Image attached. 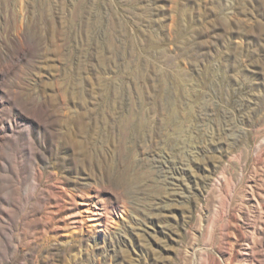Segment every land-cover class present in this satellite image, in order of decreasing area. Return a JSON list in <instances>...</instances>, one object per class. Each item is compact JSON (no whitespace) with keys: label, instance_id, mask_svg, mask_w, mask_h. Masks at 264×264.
Wrapping results in <instances>:
<instances>
[{"label":"rangeland","instance_id":"1","mask_svg":"<svg viewBox=\"0 0 264 264\" xmlns=\"http://www.w3.org/2000/svg\"><path fill=\"white\" fill-rule=\"evenodd\" d=\"M92 115L95 175L63 142ZM26 116L36 158L0 193V264H264V0H0V126ZM54 171L107 227L32 222Z\"/></svg>","mask_w":264,"mask_h":264},{"label":"bare ground","instance_id":"2","mask_svg":"<svg viewBox=\"0 0 264 264\" xmlns=\"http://www.w3.org/2000/svg\"><path fill=\"white\" fill-rule=\"evenodd\" d=\"M46 99L47 101L52 102L54 100V97L47 96V94L44 93L43 96H40L38 98L36 103L40 104L42 102H45ZM28 103H29L28 100H23V102L21 103V107H22L21 109H23V107ZM76 116L79 120H82L84 115L79 111L77 112ZM90 120H91V124H90L91 131L89 135L83 138H76L74 132L71 129H68L63 133V142L72 145L79 154L84 155L86 157L89 165V170L92 175H95V168L98 162V150H97L96 137H95V119L93 115L92 117H90ZM20 124L16 120L7 121V122L1 121L0 140L3 141L1 142V145L2 146L5 145L7 149H11L13 151L15 149L14 148L15 145L18 144L16 152L18 153V158H19L17 161V166L14 167L11 166L10 160L8 158V154L3 151L0 152V193L2 192V198L4 199V201L10 200L12 196L11 190L18 189L16 183H20L21 180V179H17V182L13 183L9 173L13 171L18 175L21 174L23 176L26 175L25 169L27 167V162L29 160H34L36 158L35 148H34V144L36 141L33 135V121L30 117L26 116V121L22 125ZM19 126H22V130L19 131V134L17 133L16 135L15 128ZM42 175L43 172L40 170L39 167L37 169V172L32 174L33 191L34 189H38L39 187L38 182L41 181ZM51 180L52 182L47 185L46 189L42 190V192L45 194L44 203L43 206H41V211L43 212V215L39 219H33L32 222L34 223L40 222L43 224L45 228L53 224L57 216L63 213H68L67 217H62L59 221L56 222L57 224L55 225V229L64 228V224L67 222V219L70 218L73 219L72 222L73 224L80 227L83 225L84 219L87 221H91L90 224L91 228H98V227L105 228L108 226L109 218L104 206L102 205L99 206L94 201H92V203L88 202L86 200V196L81 193L73 194L72 191L70 190L71 188L69 189L68 187L67 180H64L61 176H59V173L57 171H54L52 173ZM0 211L1 213L5 214L7 212V209L0 208ZM237 240H239V238L238 239L236 238V241ZM228 243L230 245L231 252H229V258L227 259L230 260L233 257L232 251L234 250L233 248L236 242L229 241ZM19 244L21 243L18 242L17 246ZM255 246H256V242H254L253 239H250L244 243V245L240 248L238 253H240L242 256H247V255L253 256L255 254L254 251ZM212 264H221V263L216 258H214Z\"/></svg>","mask_w":264,"mask_h":264}]
</instances>
